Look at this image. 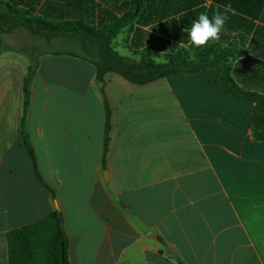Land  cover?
<instances>
[{
  "label": "crops",
  "instance_id": "crops-1",
  "mask_svg": "<svg viewBox=\"0 0 264 264\" xmlns=\"http://www.w3.org/2000/svg\"><path fill=\"white\" fill-rule=\"evenodd\" d=\"M2 1L94 28L132 11L131 0ZM226 4L235 14L207 47L231 52L237 86L264 96V0H142L112 50L138 60L150 47L164 63L167 44L184 48V29ZM66 39L24 28L2 37L0 264H8L7 233L53 211L63 218L69 264H264V142L253 136V103L218 89L214 69L144 85L114 73L97 82L92 64L48 49ZM13 52L24 54L19 79Z\"/></svg>",
  "mask_w": 264,
  "mask_h": 264
},
{
  "label": "trees",
  "instance_id": "trees-1",
  "mask_svg": "<svg viewBox=\"0 0 264 264\" xmlns=\"http://www.w3.org/2000/svg\"><path fill=\"white\" fill-rule=\"evenodd\" d=\"M131 5L132 11L128 14L113 18L102 28H94L76 19L46 21L40 16L33 15L30 9L21 4H9L0 0V53L3 35L17 28H24L32 35L46 40L58 37L79 39L82 55L72 53L69 55L92 64L96 70L97 82H102L107 73H114L129 83L144 85L159 79L183 78L206 69H214L216 71L214 83L218 89L253 103V136L257 141L264 142V96L244 91L237 86L231 77L230 59L234 58L231 52L207 46L186 50L169 43L167 48H163L166 52L165 62L155 63L151 59L150 47L143 50L138 60L121 57L112 50V41L137 16L142 0H131ZM36 66V62H32L28 78ZM28 84L27 79L24 85V110L28 106ZM109 120L110 112L105 104L103 158L108 143ZM23 143L32 161L36 179L40 185L49 189L38 173L32 147L25 139ZM6 242L8 264H69V240L63 226L62 215L58 211L51 212L37 222L8 232Z\"/></svg>",
  "mask_w": 264,
  "mask_h": 264
},
{
  "label": "clouds",
  "instance_id": "clouds-1",
  "mask_svg": "<svg viewBox=\"0 0 264 264\" xmlns=\"http://www.w3.org/2000/svg\"><path fill=\"white\" fill-rule=\"evenodd\" d=\"M222 7L223 11H220L221 6L217 5L211 17L207 13H200L192 21L191 26L184 29L188 36V43H181V47L189 50L191 48L199 49L204 48L210 42L219 41L221 33L225 29L226 22L229 19L228 14H235V10L231 4H226Z\"/></svg>",
  "mask_w": 264,
  "mask_h": 264
},
{
  "label": "rangeland",
  "instance_id": "rangeland-1",
  "mask_svg": "<svg viewBox=\"0 0 264 264\" xmlns=\"http://www.w3.org/2000/svg\"><path fill=\"white\" fill-rule=\"evenodd\" d=\"M120 38H122L121 35H120V37H118V40ZM78 40L79 39L75 40V39H71V38L66 39L64 41L61 40V41L51 43L50 45H48V49L53 50V51H65V52H69L72 54L82 55L83 50H82L80 42ZM21 49H23V48L21 47ZM115 51L121 55L123 53H125V49H123L121 47H118ZM7 58L9 61L12 60L13 62L18 63L17 64L18 69L16 72V76H17V79H19L18 77H20L22 75V69L25 66L24 54L22 52H13V53H9L7 55ZM0 77L2 80L7 79L8 78L7 72L2 73V75ZM2 98H3V96L0 97V103L2 102Z\"/></svg>",
  "mask_w": 264,
  "mask_h": 264
},
{
  "label": "water",
  "instance_id": "water-1",
  "mask_svg": "<svg viewBox=\"0 0 264 264\" xmlns=\"http://www.w3.org/2000/svg\"><path fill=\"white\" fill-rule=\"evenodd\" d=\"M101 83H98L97 86L100 87ZM104 180L106 179V176L103 175Z\"/></svg>",
  "mask_w": 264,
  "mask_h": 264
}]
</instances>
